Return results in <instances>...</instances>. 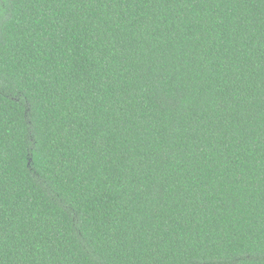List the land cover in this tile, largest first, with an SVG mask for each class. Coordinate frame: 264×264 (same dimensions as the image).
Wrapping results in <instances>:
<instances>
[{"label": "trees", "instance_id": "obj_1", "mask_svg": "<svg viewBox=\"0 0 264 264\" xmlns=\"http://www.w3.org/2000/svg\"><path fill=\"white\" fill-rule=\"evenodd\" d=\"M0 264H264V0H0Z\"/></svg>", "mask_w": 264, "mask_h": 264}]
</instances>
